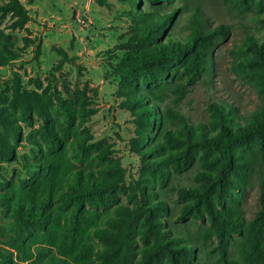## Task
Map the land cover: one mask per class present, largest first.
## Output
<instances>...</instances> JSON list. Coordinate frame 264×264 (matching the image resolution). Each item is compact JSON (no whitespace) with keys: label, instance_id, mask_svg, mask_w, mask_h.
I'll use <instances>...</instances> for the list:
<instances>
[{"label":"rangeland","instance_id":"1","mask_svg":"<svg viewBox=\"0 0 264 264\" xmlns=\"http://www.w3.org/2000/svg\"><path fill=\"white\" fill-rule=\"evenodd\" d=\"M18 1L30 16L23 27L15 26L17 17L14 14L0 11V43L18 56L8 65H0L1 103H9L12 86L18 79L24 90L41 96L48 119L45 122L36 111L26 118L17 111L13 112L22 138L18 143L13 142L17 161L0 160V190L23 191L27 187L29 175L34 173L23 169L22 163L32 164L45 157L58 159L57 153L47 149L39 134L47 123L62 142L64 163L69 160L79 169L98 176L116 175L122 180L112 203L85 207L88 219L83 228L84 242L99 246L92 236L93 228L109 226L108 221L117 216L115 209L119 206L136 207L131 188L134 181L141 179L144 184H149L147 189L153 200L166 207V213L161 216L163 229L168 236L184 244L190 251L193 264H246L244 257L251 235L248 226L227 231L220 243L207 215L204 220L192 215H186L184 219L181 216V209L190 200L180 196V188L199 186L195 174L200 171L214 172L205 162L213 158L215 152L199 150L192 165L180 171L167 165V176L159 182L150 179L152 173H143L140 154L131 151V143L139 128L131 110L123 105L119 81L111 74L110 65L116 64L136 44V25L129 16L133 0ZM8 2L0 0V6ZM134 2L142 11L177 9L174 23L166 31L171 35H162V43H166L167 36H187L188 14L181 8L184 2L187 5L202 4L214 23L231 26L229 37L219 43L214 53L212 81L202 74L190 83L191 75L183 71L190 59L185 58L176 62L165 78L138 85V88L150 91L146 101L155 105L156 116L161 114L162 129L182 137L188 132L193 134L199 125L211 131L212 116L207 111L210 102H230L240 113H251L264 104V63L249 47V40L263 41L264 38V0L239 2L241 12L229 11L219 0ZM63 53L67 59L60 64ZM234 67L240 72L235 73ZM255 80L261 94L253 86ZM181 86L183 94L179 93ZM63 104L74 108L75 116L70 125L64 119ZM170 112L181 115L183 121ZM146 136L151 139L161 134L147 133ZM76 138L86 144L85 153L79 150V159L73 155L77 154L73 151ZM233 152L234 158L240 161L237 176H232L236 180L235 189L229 190L222 207H217V215L220 217L222 210L227 213L229 206L236 204L248 220L259 207L260 184L264 182V154L256 140L235 147ZM5 218L0 207V226L5 224ZM141 224L140 217L132 225L133 254L128 264H138L139 250L145 246ZM37 233V229H30L18 236L0 235V264H51L59 260L66 264H87L84 259L76 261L70 255H60L54 246L41 242ZM13 241L24 243L28 255L19 253L12 246ZM92 264L99 263L93 261ZM160 264L170 263L165 257Z\"/></svg>","mask_w":264,"mask_h":264},{"label":"trees","instance_id":"2","mask_svg":"<svg viewBox=\"0 0 264 264\" xmlns=\"http://www.w3.org/2000/svg\"><path fill=\"white\" fill-rule=\"evenodd\" d=\"M32 1L28 0L29 3ZM158 1L160 0H146L151 4ZM219 1L233 12H241L238 3L247 2ZM181 8L188 14L185 26L188 29L187 36H167L166 43H162V35H171V32L166 31L174 23L177 9L142 11L136 8L133 0L129 16L136 25V44L116 64L110 65L111 74L119 81V96L124 98L123 105L131 110L139 128L131 143V151L140 154L143 173H152L150 179L159 182L167 176V165L180 171L192 165L194 155L199 150L215 152L214 157L205 162L207 168L214 172L200 171L195 174L199 186L180 188V196L190 200L181 209V216L184 219L186 215H192L204 220L207 215L220 243L227 231H238L243 225L248 226L251 235L245 262L264 264V182L261 181L259 207L252 218L245 220L243 211L236 204L229 206L227 213L222 210L221 216L217 215V207H222V201L228 197L229 190L235 189L236 180L232 176H237L240 161L234 158L233 149L256 140L264 154V104L251 113H240L230 102H210L207 111L212 116V130L206 131L199 125L193 134L188 132L182 137L174 135L168 129H162L161 114L156 116L155 105L146 101L150 91L138 88L140 83H155L165 78L169 69L185 58L190 59L189 65L183 69L191 75L190 83L202 74L212 81L214 53L219 43L229 37L231 26L214 23L202 4L187 5L184 2ZM0 11L14 14L17 17V27H23L30 20L26 8L18 0H9L6 5L0 6ZM249 47L264 63V38L263 41L249 40ZM17 57L15 52L0 43V65H8ZM66 59L64 54L60 64ZM234 68L235 73L240 72L238 67ZM253 86L261 94L256 80ZM182 89L181 86V94ZM2 98L0 94V160L9 163L17 161L13 142L18 143L22 138L13 119V112L17 111L26 118L36 111L45 122L48 115L41 96L24 90L18 79L12 86L9 103H1ZM62 107L64 119L70 125L75 116L74 108L69 104H63ZM170 114L183 121L181 115ZM147 133L161 136L149 139ZM39 134L47 149L57 153L58 159L45 157L32 164L22 163L23 169L34 173L29 175L27 187L23 191L13 188L0 190V207L6 215L5 224L0 226L1 236H18L24 231L37 229L39 240L54 246L60 255H70L76 261L84 259L87 264H92L93 261L99 264H128L133 254L132 225L141 217V238L145 246L139 250L138 264H160L165 257L170 264H193L190 251L180 240L168 236L163 229L161 216L166 213V207L153 200L147 189L149 184H144L141 179L134 181L131 188L133 197L136 198V207L131 209L119 206L115 209L117 216L108 221L109 226L93 228L92 236L99 246L84 242L83 228L88 219L84 213L85 207L107 206L112 203L121 188L122 180L116 175L98 176L79 169L69 160L64 163L61 155L62 142L50 124L43 125ZM73 146V151L77 152L73 155L79 159V150L85 153L86 144L76 138ZM12 246L19 253H29L22 242L13 241ZM51 264L66 262L59 260Z\"/></svg>","mask_w":264,"mask_h":264}]
</instances>
